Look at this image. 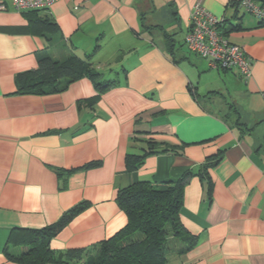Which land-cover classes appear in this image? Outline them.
Listing matches in <instances>:
<instances>
[{
  "label": "crops",
  "instance_id": "0c3cea01",
  "mask_svg": "<svg viewBox=\"0 0 264 264\" xmlns=\"http://www.w3.org/2000/svg\"><path fill=\"white\" fill-rule=\"evenodd\" d=\"M233 1L57 0L39 13L56 25L43 36L0 0V264H28L9 257L27 247L14 231L46 228L80 203L50 249L96 246L126 225L118 190L187 172L179 220L196 243L174 264H264V25ZM197 3L226 21L222 36L244 50L248 79L187 50ZM89 54L115 82L101 94L86 77L59 93L18 91L40 57ZM147 142L172 151L128 171L125 157ZM217 155L206 184L202 166Z\"/></svg>",
  "mask_w": 264,
  "mask_h": 264
},
{
  "label": "trees",
  "instance_id": "16d2710c",
  "mask_svg": "<svg viewBox=\"0 0 264 264\" xmlns=\"http://www.w3.org/2000/svg\"><path fill=\"white\" fill-rule=\"evenodd\" d=\"M264 8V0H252ZM233 5L238 9V1ZM45 10L24 12L32 29L45 36L56 28L53 20L47 15H39ZM226 21L216 26L221 31ZM264 25V20H259ZM93 54L84 59L69 56L62 61H54L48 56L38 59L35 70L22 74L18 78V91L22 94L46 95L59 93L71 83L83 77L90 79L98 94L111 88L115 82L103 79L95 70L92 63ZM227 72V71H226ZM238 124V122H237ZM143 155L128 154L125 166L128 171L136 170L142 159L147 155L170 152L171 149L162 148L155 142H147ZM159 147V148H158ZM159 149V150H158ZM221 155L211 158L203 164L201 180L209 183L206 172L214 167ZM95 164H90L92 167ZM191 172L185 173L174 183L155 184L148 181H138L118 190L116 203L125 214L126 225L111 238L100 242L91 248L70 249L62 256H57L50 249V241L80 212L86 208L80 203L64 212L59 220L40 230H17L13 239H26V249L17 256H9L14 261L28 264H166L167 244L170 240L180 243L181 248L176 251L179 255L191 250L196 241L189 237L179 220V212L183 202V186ZM208 190L210 184L206 185Z\"/></svg>",
  "mask_w": 264,
  "mask_h": 264
},
{
  "label": "built area",
  "instance_id": "2783aa9c",
  "mask_svg": "<svg viewBox=\"0 0 264 264\" xmlns=\"http://www.w3.org/2000/svg\"><path fill=\"white\" fill-rule=\"evenodd\" d=\"M16 12L47 10L57 0H6ZM238 9L258 20H264V8L252 0H236ZM5 6L0 5V11ZM223 20L207 12L200 3L193 6L190 26L184 38V45L189 52L199 56L208 63V67L217 71H236L242 78L251 75L250 63L244 50L221 36L216 26ZM264 97V92H263Z\"/></svg>",
  "mask_w": 264,
  "mask_h": 264
},
{
  "label": "rangeland",
  "instance_id": "374dc122",
  "mask_svg": "<svg viewBox=\"0 0 264 264\" xmlns=\"http://www.w3.org/2000/svg\"><path fill=\"white\" fill-rule=\"evenodd\" d=\"M196 57V56H195ZM197 58V57H196ZM204 60V59H203ZM206 61V60H205ZM204 62V61H203ZM207 62V61H206ZM211 71H214V70H211ZM216 72V71H215ZM221 72V71H220ZM176 245H177V241H174V240H170L169 242H168V244H167V253H169L171 250V253H169V256L167 257V263L166 264H174V262L176 261L175 259H177V257L176 258H173V255H174V253H175V251L174 250H176L175 249V247H176Z\"/></svg>",
  "mask_w": 264,
  "mask_h": 264
}]
</instances>
